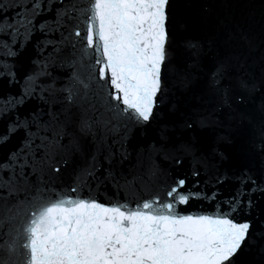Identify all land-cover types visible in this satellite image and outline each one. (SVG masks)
<instances>
[{
	"label": "snow or ice",
	"instance_id": "obj_1",
	"mask_svg": "<svg viewBox=\"0 0 264 264\" xmlns=\"http://www.w3.org/2000/svg\"><path fill=\"white\" fill-rule=\"evenodd\" d=\"M258 2L259 40L240 23L213 25L207 3L196 37L183 36L176 0H0L11 64L0 79L18 89L0 97V264H246L248 255L247 264H264V119L250 145L259 171H221L220 147L235 127H255L250 107L264 118ZM36 33L24 71L17 59ZM178 35L188 57L180 87L199 80L198 99H208L176 118L168 72ZM53 67L71 69L64 83ZM137 129L152 136L126 173ZM76 155L86 163L64 185ZM109 188L103 203L97 194ZM193 200L212 213L183 211Z\"/></svg>",
	"mask_w": 264,
	"mask_h": 264
},
{
	"label": "water",
	"instance_id": "obj_2",
	"mask_svg": "<svg viewBox=\"0 0 264 264\" xmlns=\"http://www.w3.org/2000/svg\"><path fill=\"white\" fill-rule=\"evenodd\" d=\"M253 0H191V6H187V0H176V12L177 14L187 20V30L183 33V36H196L199 37L204 33L205 26L201 23V18L199 16L200 6L204 3L210 4L211 8L209 15L212 19L213 25L219 23L223 24L227 21L230 24L240 23L244 25L247 14L251 7ZM84 3L87 0H83ZM11 15V12L8 13ZM45 19L41 17L40 20ZM41 39L39 33L34 34L30 41L26 44L25 50L20 54L17 59V64L22 65L24 71H27L30 67V61L33 57L37 56L36 43ZM181 36L176 37V42L172 49V63L168 72V80L170 85L169 101L168 103H175L177 107L176 118L179 117L180 113L186 112L192 108H198L204 105L207 101V97L203 100L198 99L201 94L202 83L197 80L195 85L188 90H184L180 87L178 73L182 72L188 63L187 54L180 47L179 41ZM3 39H0V69L11 67L9 63L7 52L2 47ZM18 74L20 69H17ZM71 69L64 68L59 69L56 67L51 68V72L54 76L60 77L58 84H62L67 79V76ZM16 87H7L3 79H0V97L6 94H11L17 92ZM3 104V100L0 99V105ZM34 106L31 104L30 107ZM168 116L167 112L165 113ZM4 131V124L0 122V133ZM152 136L151 130L145 135H140V130L137 129L136 133L127 142V148L131 152L130 160L125 161L123 164V169L127 173L130 166L137 165L136 150L140 145L145 144L148 139ZM66 142V141H65ZM18 143V137H13L10 141L8 147H13ZM86 146L88 142L85 141ZM7 152V148H0V159L4 157ZM86 160L78 155L69 156L67 167L63 170V184L67 185L71 182L73 175V170L79 166H83ZM136 170H140L137 166ZM59 184V182H58ZM113 190L109 188L107 192L101 191L97 194V198L103 203H109L112 197ZM125 194L121 193L122 198ZM134 206V205H133Z\"/></svg>",
	"mask_w": 264,
	"mask_h": 264
}]
</instances>
